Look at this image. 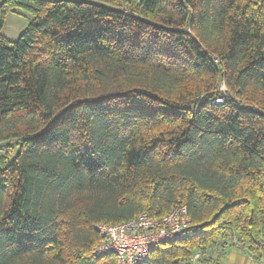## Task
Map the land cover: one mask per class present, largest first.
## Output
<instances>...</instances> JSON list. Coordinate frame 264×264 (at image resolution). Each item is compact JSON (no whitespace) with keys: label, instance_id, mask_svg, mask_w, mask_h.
<instances>
[{"label":"trees","instance_id":"1","mask_svg":"<svg viewBox=\"0 0 264 264\" xmlns=\"http://www.w3.org/2000/svg\"><path fill=\"white\" fill-rule=\"evenodd\" d=\"M261 112L264 0H0V264H117L98 223L179 203L142 264L264 255Z\"/></svg>","mask_w":264,"mask_h":264},{"label":"built area","instance_id":"2","mask_svg":"<svg viewBox=\"0 0 264 264\" xmlns=\"http://www.w3.org/2000/svg\"><path fill=\"white\" fill-rule=\"evenodd\" d=\"M225 85L222 86L223 90ZM226 87V86H225ZM218 98L217 101H222ZM103 239L96 248V255L114 254L117 264H142L152 251L166 243L184 239L196 233L186 206L175 204L166 214L152 216L147 212L118 223L97 224ZM201 253L191 260L197 261Z\"/></svg>","mask_w":264,"mask_h":264},{"label":"crops","instance_id":"3","mask_svg":"<svg viewBox=\"0 0 264 264\" xmlns=\"http://www.w3.org/2000/svg\"><path fill=\"white\" fill-rule=\"evenodd\" d=\"M228 242L229 240H223L224 244H220L216 248L200 251L201 258L197 261L192 260L191 262L189 259L181 264H264V255H251L237 244L231 245Z\"/></svg>","mask_w":264,"mask_h":264},{"label":"rangeland","instance_id":"4","mask_svg":"<svg viewBox=\"0 0 264 264\" xmlns=\"http://www.w3.org/2000/svg\"><path fill=\"white\" fill-rule=\"evenodd\" d=\"M130 1H139V0H130ZM32 15L28 12L21 9H14L7 13L5 18V24L2 29V34L10 40H16L27 28ZM226 89V87L224 86ZM16 146L15 141L12 143ZM8 143H1V148L3 150L7 147ZM200 251L205 250V248H200ZM199 253V251H196ZM190 261L192 262L191 258Z\"/></svg>","mask_w":264,"mask_h":264},{"label":"water","instance_id":"5","mask_svg":"<svg viewBox=\"0 0 264 264\" xmlns=\"http://www.w3.org/2000/svg\"><path fill=\"white\" fill-rule=\"evenodd\" d=\"M255 111H256V109H255ZM261 114L264 116V112H261Z\"/></svg>","mask_w":264,"mask_h":264},{"label":"bare ground","instance_id":"6","mask_svg":"<svg viewBox=\"0 0 264 264\" xmlns=\"http://www.w3.org/2000/svg\"><path fill=\"white\" fill-rule=\"evenodd\" d=\"M149 214V213H148Z\"/></svg>","mask_w":264,"mask_h":264}]
</instances>
